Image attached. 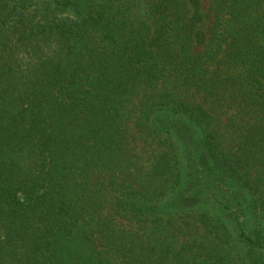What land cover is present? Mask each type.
Instances as JSON below:
<instances>
[{"label": "trees", "instance_id": "trees-1", "mask_svg": "<svg viewBox=\"0 0 264 264\" xmlns=\"http://www.w3.org/2000/svg\"><path fill=\"white\" fill-rule=\"evenodd\" d=\"M33 1L0 0V264H264V0L202 40L195 0Z\"/></svg>", "mask_w": 264, "mask_h": 264}, {"label": "rangeland", "instance_id": "rangeland-1", "mask_svg": "<svg viewBox=\"0 0 264 264\" xmlns=\"http://www.w3.org/2000/svg\"><path fill=\"white\" fill-rule=\"evenodd\" d=\"M81 2V0H79ZM36 5H41L42 7H47L49 5L50 0H34L33 1ZM82 4H85V0H82ZM209 3L210 0H195L194 5L192 6V12L196 11V15H197V22L195 24V37L198 40H202L203 38L205 39V37L207 36L211 21H212V17H211V12L209 11ZM30 5V9H33L34 4H29ZM51 6V5H49ZM81 11L84 13L85 12V8L84 6L82 7ZM50 11H48V17L52 16V14ZM54 14H57L59 16L62 15H68L70 12L69 11H54L52 12ZM194 50H199L201 48L200 45L196 44V47H194ZM249 214V213H248ZM260 229L261 231L264 232V225L263 224H257L255 218L253 215H247V229H249L250 232H252L254 229ZM73 248V253L75 255V259L73 260V264H96V262L94 263V257L91 253V251L82 246V245H77L75 243H73V245H71ZM261 257L264 256V252L259 253L257 255L254 256V258L257 260V257Z\"/></svg>", "mask_w": 264, "mask_h": 264}]
</instances>
